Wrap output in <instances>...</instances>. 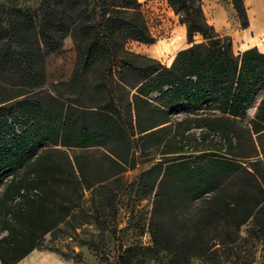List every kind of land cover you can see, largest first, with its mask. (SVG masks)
Listing matches in <instances>:
<instances>
[{
  "label": "trees",
  "instance_id": "16d2710c",
  "mask_svg": "<svg viewBox=\"0 0 264 264\" xmlns=\"http://www.w3.org/2000/svg\"><path fill=\"white\" fill-rule=\"evenodd\" d=\"M231 1L246 25L243 0ZM167 3L180 15L190 43L169 67L153 59L142 65L114 59L126 39L154 42L138 0H40L33 7L0 2V76L12 78L0 80V187L10 177L0 197L4 203L21 198L11 208L6 235L0 237V264H17L79 206L74 201L64 206L54 197L61 184L88 190L134 166V156L128 159L127 154L112 160L118 166L115 173L89 181L90 165L81 161V155L67 158L65 164L52 156L59 147L83 149L109 138H120L130 148L128 128L104 87L112 67L120 64L139 72L130 87L134 103L143 102L164 117L185 107L195 113L191 121H197L186 131L205 127L223 139L264 89V52L251 47L234 53L230 38L207 21L202 0ZM195 34L202 36L201 42H194ZM68 35L77 51L70 84L104 65L98 85L105 89L106 99L94 108L60 100L51 108L38 97L45 83V59L62 48ZM117 70L120 76L121 69ZM251 121L256 132L264 130V96ZM155 126L142 129L141 136ZM164 155L141 172L138 184L143 190L149 182L144 196L154 193L152 244L122 249L117 264H148L161 252L165 255L158 264H190L192 259L203 264H253L258 247L264 264V169L256 168V162L244 167L210 149L189 155L177 147ZM65 166L69 171L63 170ZM242 173L249 176L251 186L228 192L225 183ZM182 208L188 211L185 215ZM175 224H183L184 231H174Z\"/></svg>",
  "mask_w": 264,
  "mask_h": 264
},
{
  "label": "rangeland",
  "instance_id": "374dc122",
  "mask_svg": "<svg viewBox=\"0 0 264 264\" xmlns=\"http://www.w3.org/2000/svg\"><path fill=\"white\" fill-rule=\"evenodd\" d=\"M4 1L7 0H0ZM39 1L11 0L22 7H33ZM138 2L154 42L148 44L126 39L115 52L114 59L117 63L124 60L136 65L153 59L169 67L176 53L190 46L185 24L167 0ZM243 4L247 13L246 25L242 24L231 0H202L207 21L213 24L219 34L230 38L234 53L251 47L264 51V0H243ZM193 39L194 42H201L202 36L195 34ZM76 59V44L69 35L64 39L60 50L47 55L45 83L38 97L51 108L57 107V100L64 104L94 108L103 104L106 99L105 89L98 85L103 64L93 67L82 81L69 83ZM116 68L121 69L120 76ZM116 68H111L104 87L116 102L128 128L130 148L120 138H109L100 145L83 149L59 147V152L52 156L65 164L67 158L72 161L75 155H81V161L90 165L87 170L89 181L103 179L115 173L118 166L112 160L124 159L127 154L128 159L134 156V166L88 190L81 191L70 182L61 184L54 197L64 206H70L72 201L79 206L73 208L70 216L40 239V247L34 248L17 264H117V256L122 249L151 245L149 221L153 212L154 193L144 196L148 181L143 190L139 189L138 184L141 172L154 162L164 159V152L181 147L189 155H194L210 149L216 155L235 159L244 167L256 162V168L264 169V130L256 132L251 121L264 96V89L259 91L246 115L235 121L229 136L223 139L220 133L208 132L205 127H192L186 131V127L197 121H191L195 113L185 107L164 117L157 111L149 110L143 102L134 103L132 94L135 91L130 87L138 81L139 72L120 64ZM0 78L8 82L12 80L5 75ZM152 125H156L151 129L154 131L141 136L143 133L140 134V131ZM195 149L197 151H193ZM63 170L69 171L67 166ZM23 175L24 173H19V176ZM9 182L10 177L0 187V195ZM53 186L57 188L58 184L54 183ZM249 186L251 180L245 173L225 183L228 192ZM16 201H21V198H15L14 202ZM14 202L4 203L0 197V237L6 235L4 227L11 223L10 214L13 212L11 208ZM187 212L186 208L180 211L184 215ZM184 229L183 224L173 225V230L178 233H182ZM164 255L161 252L160 257L148 260V264H158ZM190 264L203 263L192 259ZM253 264H262L260 247Z\"/></svg>",
  "mask_w": 264,
  "mask_h": 264
},
{
  "label": "crops",
  "instance_id": "0c3cea01",
  "mask_svg": "<svg viewBox=\"0 0 264 264\" xmlns=\"http://www.w3.org/2000/svg\"><path fill=\"white\" fill-rule=\"evenodd\" d=\"M260 51V49H258ZM261 52H264V51H261Z\"/></svg>",
  "mask_w": 264,
  "mask_h": 264
},
{
  "label": "bare ground",
  "instance_id": "6f19581e",
  "mask_svg": "<svg viewBox=\"0 0 264 264\" xmlns=\"http://www.w3.org/2000/svg\"><path fill=\"white\" fill-rule=\"evenodd\" d=\"M263 32H264V30H263Z\"/></svg>",
  "mask_w": 264,
  "mask_h": 264
}]
</instances>
